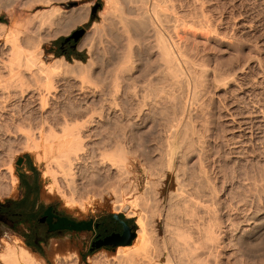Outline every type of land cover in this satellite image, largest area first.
Here are the masks:
<instances>
[{
    "label": "rangeland",
    "instance_id": "obj_1",
    "mask_svg": "<svg viewBox=\"0 0 264 264\" xmlns=\"http://www.w3.org/2000/svg\"><path fill=\"white\" fill-rule=\"evenodd\" d=\"M30 1L34 3L33 8H31ZM33 1L34 0H0V15L4 16L5 22L0 23L5 27H14L20 23L24 24V22L34 15L36 11L55 8L56 11L62 12L58 15L60 17H57L56 14H58V12H55L56 20L53 18V22L49 23L48 27L46 26L41 33L42 39L40 41L42 42L40 44L41 50L39 51L41 53L39 55L41 56L43 64H45L47 69L52 73V77L49 79L51 87L49 83L45 84L41 77L30 75L26 70L23 71L24 74L22 73V78L20 77V79H17L19 78L17 77V81L14 80L15 78L10 75L6 67L4 68L3 63L4 61L8 63V60L11 58H8L11 54L10 48L3 46L4 42L0 41V43H2V45L0 44V83L4 84L5 82V85H12V88L10 87V96H7L8 94L5 93V91H0V253H4L7 245H13L14 247L23 245L35 254L41 260L42 264H86L89 255L102 250L107 251L109 255H115L119 247L117 249L98 248L89 254L87 253L90 250H87L83 256H81L79 251L81 248L87 247L89 231L80 233L56 232L45 236L37 244H35L31 238L28 239L27 230L29 227L19 226L18 220L26 218L28 221L30 219V212L34 209L35 205L38 202H45L52 203L54 209L59 212L80 219L92 218L97 220L108 217L110 213H123L126 217L133 219L135 223V237L130 241V246L134 244V240L137 238L136 231L139 228L137 224L140 220L139 218L142 217L144 222L142 219V221H140L146 225L149 223L150 226L148 225L147 228L149 230L152 229L150 234L153 233V237L149 234V237L151 236L150 239H154H151L153 245L150 244L149 241V247H147L150 248L151 245V247H153L154 241L156 243L155 246L157 245V247L160 248L164 246V242L168 247L171 246L169 249L172 251L169 250L167 253L162 251L159 254L158 252L155 253V256L158 254L155 259L160 263H165V258L168 256L174 261H171V264L179 263V255L181 256V251H179L181 250L180 242H184L185 240L190 243L192 242L195 250L197 249L196 244L198 245L200 242L199 244H201L204 249H206V246L209 251L208 254L207 250H203L205 253L200 251L201 253L199 254L202 255L200 257L197 256L199 259L196 258V262L194 261L195 259H188L190 257L192 258L191 252L187 254L188 256L182 255L185 256L184 261H188H186V263L194 264L193 262L197 263L200 261L198 264H205L206 262V264H264V124H262L264 122L259 120L264 114V75L262 73L264 66L262 68V65H260V61L264 62V0H200L204 3L201 5L197 2L195 3V0L192 2L191 0H176L178 3V11L181 16H185L187 11L189 13L187 15L191 16H193L192 13L195 11L198 14L205 13L206 15H204L208 18V22L210 21V25H212L207 35L205 30L192 28L197 34H200L201 31V34L197 35L196 38L197 46L201 52L200 54H208L209 61L212 65L217 63L230 65L242 60L244 61L243 64L247 62V67L245 70H242L239 76L235 77L231 83H221L218 86H214L211 89L209 97H204L205 99L202 98L203 100L201 99L198 101V103H196L197 105L195 104L194 106L195 108H193L194 110L192 109L193 111L190 108L194 114L190 113L191 111L188 107L192 106L188 103L184 120L181 121L182 124L180 123L177 126L178 130L176 127L173 131L167 130L170 129L169 118L172 119L174 116L180 117L182 114L179 113V115H175L174 113L173 103L175 102L172 98V91H174V89L169 85L167 74L163 72L161 73L160 79H154L148 95L145 98L142 97L144 91L143 84L140 81V75H142L141 71L145 70L144 68H147L151 63L150 61L154 60L155 57L153 58L154 53L152 54V52L154 51V44H156V34L153 32L155 22L154 20L150 21L152 19L147 17L145 13L146 10L143 9L144 5L142 0H117L116 2H113V0H53L52 7H46L39 2V4L35 3L38 0L35 2ZM111 1L112 3H110ZM23 2H25L24 4L28 2L30 4L29 7L27 6L28 4L25 6ZM180 3L183 7L182 5L179 7ZM186 4L188 6H186ZM87 10L88 17L82 20L80 16L84 14V12L86 13ZM13 13L14 17H11ZM187 15L185 18L190 17H187ZM120 17L124 19L123 21H126L123 23H126L128 25L125 24L127 27L123 26ZM37 21L39 20H34V22ZM169 22L170 21H166L165 23L164 21L162 25L164 24L165 26L171 27L173 22ZM37 24H39V22L33 24L32 28ZM84 25L86 26L85 33L76 44L78 50H83L84 58L80 59L71 55V57L67 59L63 54H61L62 56H56L54 51L55 45H53L51 41L62 35L67 36L75 28L80 26L83 27ZM127 28H129L130 32ZM167 28L168 27L163 28V31L168 37L172 35L168 32L174 31H171L173 28H169L170 30ZM128 35H131V46H133L129 54V56L131 55L129 57L130 60L125 58L126 52L123 54L126 37ZM90 49L92 51H90ZM257 57L260 59H258L259 63H257ZM131 58L133 59L131 60ZM88 62L93 63L90 65ZM79 64L83 66L81 67ZM120 64L123 66L122 70ZM84 65L87 66L82 69L85 67ZM85 69L88 70L86 71ZM117 72L121 73L117 74ZM111 73H116L117 76L120 75L119 81L116 79V74ZM138 74H140L139 78L136 76ZM130 75L131 77L136 76V79H138V98L135 102L132 99L133 89H130V87H132L129 82L131 80ZM113 76L114 79H112ZM127 77L128 79L130 78V80H127ZM10 80L14 86L8 83ZM18 81L19 83L21 82L23 87L21 85L20 87L22 89H18ZM40 83L42 85H40ZM116 84H118V86ZM127 85L130 87H127ZM114 87H116L117 90ZM84 100H86V103ZM131 100L134 103L130 102ZM171 102L172 104H170ZM178 104L179 101L176 103L175 107H177ZM170 105H172V107ZM196 106L198 108H196ZM179 107L178 105L177 112L180 110ZM211 107L213 110L212 112L209 111ZM259 111H263V113H258ZM90 113H92L91 116L95 115L94 117L98 121L103 119L100 121L105 123L102 131H104L103 133L106 136L110 137L106 143L100 146H98L93 139H90L91 141L85 140L86 144L78 149L76 153L74 151L75 155L72 153L73 150L70 151V154L76 157V159H78L77 156H80V167L81 155L84 157L86 156L85 163L87 162L86 164L88 166H86L83 171L80 169L81 172L78 171L79 173L77 172L75 177V181L77 180L76 183L79 181L81 184L84 183L81 185L79 191L71 193L70 188L66 186L67 184L58 181L62 189L61 192L65 193V196H70L72 194L71 197H74L76 202H80V206L78 203H75L74 207H68V205L64 203L62 194H59V191L56 192L57 187H55L54 184L51 188V194L50 191L47 190L49 186H46V183H52L53 178L50 174H43V171L49 167L47 158L43 156L44 151L42 150H44V146L42 148L40 145L36 148L35 146L37 144L33 146L31 144H34L36 141L42 143L43 138L50 135L51 132L60 134L62 128L65 126L64 123L66 120V122H69L71 125H78L79 127L76 126V128L81 131V123L85 120L84 116L85 114L88 116ZM195 113L197 115H195ZM192 115L196 117L191 118ZM107 117H109V119H107ZM189 119H191L192 122L195 120L192 123H195L194 127L191 126L192 124ZM189 121L191 130L190 128H184ZM166 123L169 125L166 126ZM164 124L166 125L164 126ZM166 127L167 131L165 130ZM184 131H186V133H184ZM187 131L188 133L192 131L190 138ZM170 132H172L174 136L171 142L167 140V138H169L168 135H171ZM194 132L195 134H193ZM162 134L164 138H162ZM50 136L52 137L53 134ZM165 136L167 137L165 138ZM32 140L36 141L33 143ZM188 141L192 143V147L190 146L191 143ZM188 143H190L189 146ZM186 146L187 148H185ZM97 147H99V150ZM184 148L188 150H183ZM190 148H192V150L194 148L195 150L190 151ZM203 150L204 152L201 153ZM161 151L163 153H161ZM183 151L190 153L186 155ZM101 152L112 154V156L115 154L113 158L116 157V164L111 161H105L103 163L105 165H102L111 168V172L114 174H111L112 177L107 174L106 170L104 171L103 168L101 169L102 166L97 161L100 158L98 153L100 154ZM117 152L120 153L119 157L117 156ZM205 152H207L208 155ZM175 153H177V155ZM200 153L204 156L207 155L206 161L209 158V162L207 161L209 167H207L209 168L208 174L210 179H208V181L205 177L202 178L198 175V166H200L199 158L201 157L199 156L201 155ZM124 154L126 157L128 156L127 160H129L127 161L129 167L125 165L126 169H129L128 171L125 170V167H123L124 165H121V161H118V158L120 159V156ZM179 154L186 156L183 157L185 158V162L181 159L183 163L182 166L188 168L190 171V173H188L189 171L186 169V173H188L185 177L186 185L178 186H184L181 187L183 189L176 188L178 184L176 185L177 182H175L176 173L174 169L180 166L178 165L180 162L177 159ZM96 156H98V158ZM168 157H173V161H170ZM93 160L96 161L94 162ZM74 161L78 162L79 160ZM34 162H36V164ZM106 163H108L109 166L108 164L106 165ZM10 165H12L11 168L14 166L12 168L13 173L10 171ZM50 165V168L56 169L54 164V166L52 163ZM111 165H115V169H124L121 170L124 176L118 177L121 174H116L115 169H113L114 166L112 167ZM85 169H88V172H85ZM193 170L194 172H192ZM83 172L86 174L85 176H83ZM14 175L17 180H15V182L12 179ZM77 177L78 179H76ZM86 177L89 179H86ZM191 177H195V179ZM187 179H190L192 182L190 180V182L187 181ZM202 179H204L203 182ZM197 180L199 182L201 181V185L198 184L199 182ZM204 182H207V186ZM86 184H90V186H85ZM91 184L95 185V187L92 186V188ZM198 185H200V188L203 190L202 193ZM184 191H187L186 193L189 196L190 194H188V192H193L194 199L192 196L189 198H192V203H198L195 205L189 203L191 206L188 205L189 208L187 207L186 209L181 204L178 197L180 195L179 193L184 194ZM46 192L49 193L46 194ZM81 205L84 207L83 209ZM193 208L195 209L194 211ZM183 209H185L184 211L186 212L188 209H191L188 210V212L191 211V214H188V212L184 213ZM166 213L168 215H165ZM45 214L47 213L43 212L42 215ZM203 214H205L204 217H202ZM47 215L46 221H49L51 216L49 214ZM164 216L169 220H166ZM182 217L187 219H181ZM189 217L191 218L190 220ZM137 220L138 222H136ZM187 220L191 222L189 223ZM203 222H206V225ZM186 223L191 225L189 228L191 227L190 229H192L194 234L189 232L191 230L187 228L188 225ZM179 224H186V226H184V228L182 225V228ZM207 224L210 225L209 229H212L208 232L210 233L209 236H212L210 237L211 240L214 238L212 242L208 240L209 236L207 239L206 237H202L206 236L204 235L206 234V230L209 231V225L207 226ZM204 225L206 227H204ZM165 226L166 228H164ZM179 228H182V230L184 229L185 236L184 234L182 235L183 232ZM200 228L203 229L199 230ZM204 229L205 231H203ZM171 230L172 232H170ZM166 231L167 233H165ZM173 231L176 233L174 234ZM177 231L179 234H177ZM187 232L189 234L191 233L192 235L190 234V236L192 237H190ZM171 235L178 239L174 237L173 239ZM185 237H188V240ZM193 237H195V239ZM207 240L209 242H207ZM176 241L180 242L177 243ZM202 241H204V243H201ZM183 242L181 243L182 245ZM205 242L211 243V245L205 244ZM55 243L59 245H55ZM171 243L174 245L172 246ZM176 243L177 246H175ZM201 245H199V247L197 246L199 250L203 249L202 247V249H200ZM172 247H174V249ZM199 250L197 249L195 255L198 254ZM177 251H179V253H177ZM69 252H71L72 255L77 252L79 258L74 255L72 256ZM169 252L171 256L168 255ZM166 254L167 257H165ZM204 254L206 257L203 256ZM176 255L178 256V260H175V258L177 259ZM1 257L0 255V258ZM122 257L123 256H120V258ZM105 258L100 256L98 260H105ZM1 259L0 263L6 264L5 260L3 261V259ZM123 259L125 260L126 258ZM123 259H111L105 263L102 262V264H128V260L125 262ZM203 260H206V262Z\"/></svg>",
    "mask_w": 264,
    "mask_h": 264
},
{
    "label": "bare ground",
    "instance_id": "obj_2",
    "mask_svg": "<svg viewBox=\"0 0 264 264\" xmlns=\"http://www.w3.org/2000/svg\"><path fill=\"white\" fill-rule=\"evenodd\" d=\"M36 0H34L33 2H35ZM52 1L53 0H38L37 2H35V3H41V4H43L44 6H48V7H52ZM110 1V0H109ZM117 0H113V2H116ZM143 1V5H144V7H143V9L144 10H146L145 11V13L147 14V17H149L150 19H152V20H150V21H153L154 20V22H155V24H154V30H153V32H155V34H156V44H154V51L153 50H151V51H153L152 52V54L154 53V55H153V58H154V60H152V61H150L151 63L147 66V68H144L145 70H143V71H141V74L142 75H140V74H138V75H136V76H138V78H139V75H140V81H141V83L143 84L142 86H143V91H144V94H143V98H145L147 95H148V93H149V89H150V86H151V84H152V81L155 79H160V77H161V73H166L167 75V79L169 80V85L171 86V88H173L174 89V91H172V93H173V99H174V102L175 103H173L174 104V106H173V108H174V113H175V115H179V113L180 114H182V116H174L172 119L171 118H169L168 120L170 121V125L168 124V123H166V124H164V126L166 125V126H170V129H167V127L165 128V130L167 129V130H175L176 129V127L181 123V121L182 120H184V117H185V113H186V107H187V105H188V103L192 106V107H188L189 108V110H190V108H191V110L193 109V108H195L194 106H195V104L196 103H198V101H200L202 98L203 99H205L207 96L209 97V95L211 94V89L214 87V86H218L219 84H229V83H231V81L235 78V77H237V76H239V74L242 72V70H245L246 69V67H247V62H245L244 64H243V62L244 61H242V60H239V61H237L236 63H234V64H230V65H226V64H222V63H217V64H211L210 63V61H209V58H208V54H200L201 52H200V49L198 48V46H197V35H200L201 34V29L204 31L205 30V33H206V35H207V33H208V30H211V26L212 25H210V21L208 22V18L202 13V14H198L196 11L195 12H193L192 13V15L193 16H191V15H187V14H189L188 13V11H187V13H186V15H187V17L188 16H190V17H188V18H185V16H181L180 14H179V11H178V6H177V2H176V0H142ZM189 1V0H188ZM193 0H191V2H192ZM199 3L200 5L201 4H204L203 2H201L200 0H195V3ZM25 2H23V4H24ZM30 3H31V1H30ZM38 3V4H39ZM110 3H112V1L110 2ZM132 3V2H131ZM206 3V2H205ZM26 4H28L27 6L29 7V3L27 2ZM26 4H24L25 6H26ZM34 3H31V8H33V5ZM120 4V3H119ZM135 4V3H134ZM185 4V3H184ZM192 4V3H191ZM23 5V6H24ZM125 5V4H124ZM133 5V4H132ZM180 6L179 7H181V3L179 4ZM206 5V4H205ZM22 6V7H23ZM24 6V7H25ZM107 6H108V4H107ZM113 6V5H112ZM131 6V5H130ZM134 6V5H133ZM138 6V5H137ZM185 6V5H184ZM186 6H188L187 4H186ZM192 6H193V4H192ZM23 7V8H24ZM27 7V8H28ZM54 7V6H53ZM182 7H183V5H182ZM206 7V6H205ZM204 7V8H205ZM30 8V9H31ZM122 8V7H121ZM136 8V7H135ZM185 8V7H184ZM197 8V7H196ZM25 9V8H24ZM29 9V8H28ZM126 9V8H125ZM129 9V8H128ZM138 9V8H137ZM180 9H183V8H180ZM186 9H188V8H186ZM185 9V10H186ZM203 9V8H202ZM88 10H89V8H88ZM88 10H87V12L85 13L84 12V14H82L80 17H82V20H85L88 16ZM135 10V9H134ZM144 10H143V12H144ZM191 10V9H190ZM206 10V9H205ZM86 11V10H85ZM110 11V10H109ZM124 11V10H123ZM183 11V10H182ZM181 11V12H182ZM55 12H58V10L56 11V9L55 8H49V9H44V10H41V11H36L35 12V14L34 15H32L30 18H28L25 22H24V24L23 23H20V24H17V25H15L14 27H5V26H2L3 24H1L0 23V41H3L4 43H3V46H5V47H8V48H10L9 50H10V52H11V54H10V56H8V58L9 57H11L10 58V60H8V63L7 62H3L4 63V68L6 67L7 69H8V71H9V73H10V75L11 76H13L14 78V80H16L17 81V79H20V77H21V75H22V73H23V71L24 70H26V71H28L29 73H30V75L32 74V75H35V76H38V77H41L42 78V80H44V83L45 84H47V83H49V79H50V77H52V73L47 69V66L45 65V64H43V62H42V60H41V56L39 55L41 52L39 51V50H41L40 49V44H41V42L42 41H40L41 39H42V37H41V33H42V30L47 26L48 27V24L49 23H52L53 21V18H54V20H56L55 19V16L57 15V17H60V16H58V15H60L59 13H62V12H58V14H56ZM113 12V11H112ZM111 12V13H112ZM118 12V11H117ZM129 12V11H128ZM205 12V11H204ZM56 15H55V14ZM144 13V14H145ZM105 14V13H104ZM145 14V15H146ZM12 16L11 17H14V13L13 14H11ZM53 15H54V17H53ZM108 15H109V13H108ZM107 15V16H108ZM122 15V14H121ZM135 15V14H134ZM117 16V15H116ZM127 17V16H126ZM211 17V16H210ZM125 18V17H124ZM134 18V17H133ZM36 19L37 20H39V21H37V22H39V24H37L36 26L34 25L33 27L34 28H32V25L33 24H36L37 22H34V20L36 21ZM58 19V18H57ZM130 19V18H129ZM137 19H138V17H137ZM120 20H121V22H122V24H123V26L125 27L126 25L123 23V22H126V21H123L124 19L123 18H121L120 17ZM126 20V19H125ZM211 20V19H210ZM107 21V20H106ZM127 21H129V20H127ZM142 21V20H141ZM145 21V20H144ZM164 21H165V23H166V21H172L173 22V25L171 26V27H169V26H165L164 24L162 25V23H164ZM55 22V21H54ZM169 22V23H170ZM33 23V24H32ZM113 23V22H112ZM143 23V22H142ZM153 23V22H152ZM212 23H213V20H212ZM32 24V25H31ZM129 24H130V22H129ZM146 24V23H145ZM24 25V26H23ZM31 25V26H30ZM51 25V24H50ZM148 25V24H147ZM171 25V24H170ZM22 26V27H21ZM115 26V25H114ZM128 26V25H127ZM126 26V27H127ZM130 26V25H129ZM135 26V25H134ZM164 26V27H163ZM116 27V26H115ZM131 27V26H130ZM152 27H153V24H152ZM166 27H168L167 29H171V28H173V29H171V31L173 30L174 32H168V33H171L172 35H169L168 37L164 34V29L163 28H166ZM189 27V28H188ZM149 28V27H148ZM191 28V29H190ZM192 28H194V29H196V28H199L200 30V34H197L196 32H195V30H193ZM128 29V31L130 32V30H129V28H127ZM126 29V30H127ZM131 29V28H130ZM138 29V28H137ZM153 29V28H152ZM169 29V30H170ZM218 29V28H217ZM216 30V29H215ZM217 31V30H216ZM216 31H214V32H216ZM105 32V31H104ZM123 32V31H122ZM126 32V31H125ZM133 32V31H132ZM151 32V31H150ZM166 33V32H165ZM174 33V34H173ZM203 33V32H202ZM204 33V34H205ZM218 33V32H217ZM88 34H89V32H88ZM167 34V33H166ZM219 34V33H218ZM87 35V34H86ZM152 35V34H151ZM203 35V34H202ZM206 35H204V36H206ZM136 36H138V35H136ZM219 36V35H218ZM41 37V38H40ZM87 37V36H86ZM199 37V36H198ZM131 38V35L129 36H127L126 37V42H125V47H124V53L123 54H125V52H126V54H125V58H127V59H129L130 60V56H129V54H130V52H131V47H133V46H131V40L132 39H130ZM206 38V37H205ZM134 40V39H133ZM37 41V42H36ZM93 41V40H92ZM154 43V42H153ZM1 45H2V43H0ZM149 45V44H148ZM93 46V45H92ZM90 48V47H89ZM152 48H153V45H152ZM151 48V49H152ZM90 51H92L91 49H90ZM88 54L90 55V52L88 51ZM134 54V53H133ZM124 56V55H123ZM133 56V55H132ZM91 58V57H90ZM89 58V59H90ZM124 58V57H123ZM152 58V59H153ZM247 58V57H246ZM121 59H122V56H121ZM133 58H131V60H132ZM259 58L257 57V63H259V60H258ZM90 60H92V59H90ZM123 60V59H122ZM262 60V59H261ZM121 61V60H120ZM127 61V60H126ZM125 61V62H126ZM254 61V60H253ZM256 61V60H255ZM91 62V61H90ZM124 62V63H125ZM80 63V62H79ZM93 63V62H92ZM92 63H89L88 62V64H92ZM121 63H123V62H121ZM127 63H129V62H127ZM87 64V65H88ZM81 67L83 66L82 64H79ZM87 65H84L85 67H83L82 69H84V68H86V66ZM89 65V66H90ZM119 65V64H118ZM121 65V64H120ZM124 65V64H123ZM135 65V64H134ZM259 65V64H258ZM260 65H262V68H263V66H264V62H262V61H260ZM259 65V66H260ZM95 66V65H94ZM93 67V66H92ZM122 65H121V70H122ZM127 67V66H126ZM131 67V66H130ZM129 67V68H130ZM117 68H118V66H117ZM128 68V67H127ZM81 69V68H80ZM119 70H120V68H118ZM126 69V68H125ZM248 69V68H247ZM260 69V68H259ZM86 71L88 70V69H85ZM84 70V71H85ZM117 70V69H116ZM82 71V70H81ZM118 71V70H117ZM123 71H125V70H123ZM89 72V71H88ZM127 72V71H126ZM118 73H121V72H117V74ZM131 73V72H130ZM260 73H261V71H260ZM262 73H263V75H264V70L262 71ZM261 73V74H262ZM24 74V73H23ZM85 74H86V72H85ZM108 74V73H107ZM111 74H116V73H111ZM117 74H116V79H118V81H119V76H117ZM124 74V73H123ZM29 75V74H28ZM82 75V74H81ZM134 75V74H133ZM164 75V74H163ZM10 76V77H11ZM23 76V75H22ZM111 76V75H110ZM136 76L134 77V76H132L131 77V75H130V78H131V80H130V78L128 79V77H127V80H130L129 82H130V84H131V86L132 87H130V86H128L127 85V87H130V89L132 88L133 90V94H132V96H133V101L135 102V100L138 98L137 96V81H138V79H136ZM17 77H19V78H17ZM24 77H25V75H24ZM33 77V76H32ZM118 77V78H117ZM8 78V77H7ZM17 78V79H16ZM22 78V77H21ZM10 79V78H9ZM13 79H12V81H13ZM112 79H114V76H113V78ZM121 79H122V75H121ZM164 79H165V77H164ZM41 80V79H40ZM124 80V79H123ZM126 80V81H127ZM236 80V79H235ZM22 81V80H21ZM37 81V80H36ZM39 81V80H38ZM111 81V80H110ZM118 81H117V83H118ZM125 81V82H126ZM1 82V81H0ZM43 82V81H42ZM51 82V81H50ZM113 82H114V80H113ZM123 82V81H122ZM9 84L11 83V80H10V82H8ZM14 83H16V82H14ZM43 83V85H44V87H45V84ZM116 83V82H115ZM7 84V83H6ZM11 84H13V83H11ZM10 84V85H11ZM18 84H19V87H18V89L19 88H21L20 87V85H21V82L19 83V81H18ZM24 84V83H23ZM28 84V83H27ZM129 84V85H130ZM26 85V84H25ZM40 85H42L41 83H40ZM95 85V84H94ZM117 86H118V84H116ZM13 86H14V84H13ZM22 86V85H21ZM35 86V85H34ZM49 86L51 87V85H50V83H49ZM113 86H115V85H113ZM227 86V85H226ZM10 87L12 88V85L11 86H9V85H5V82H4V84H2V83H0V91H5V93H7L8 95L7 96H10V93H11V89H10ZM23 87V86H22ZM27 87V86H26ZM46 87H47V85H46ZM244 87V86H243ZM16 88V87H15ZM28 88V87H27ZM114 88H116V87H114ZM14 89V88H13ZM22 89V88H21ZM20 89V90H21ZM96 89V88H95ZM120 89V88H119ZM130 89H129V92H130ZM26 90V89H25ZM109 90V89H108ZM110 90H112V89H110ZM113 90H115V89H113ZM116 90H117V88H116ZM152 90V89H151ZM150 90V91H151ZM16 91V90H15ZM22 91V90H21ZM48 91H49V89H48ZM132 91H131V93H132ZM142 91V92H143ZM14 92V91H13ZM20 92V91H19ZM18 92V93H19ZM102 92V91H101ZM116 92V91H115ZM120 92V91H119ZM141 92V93H142ZM3 93V92H2ZM23 93H24V91H23ZM23 93H21V94H23ZM113 93V92H112ZM130 93V94H131ZM165 93V92H164ZM162 94V93H161ZM30 95V94H29ZM41 95V94H40ZM116 95V94H115ZM142 95V94H141ZM16 96V95H15ZM32 96V95H31ZM131 96V97H132ZM12 97V96H11ZM42 97V96H41ZM151 97V96H150ZM205 97V98H204ZM211 97V96H210ZM44 99V98H43ZM173 99H172V101H173ZM202 99V100H203ZM208 99V98H207ZM86 100H88V99H86ZM86 100H84V102L86 101ZM116 100V99H115ZM151 100V99H150ZM149 100V101H150ZM176 100V101H175ZM211 100V99H210ZM179 101V112H177V107H178V105H177V107H175V105H176V103ZM45 102V101H44ZM130 102H132V100L130 101ZM134 102H132V103H134ZM144 102V101H143ZM207 102V101H206ZM86 103V102H85ZM149 104V103H148ZM170 104H172V102L170 103ZM47 105V104H46ZM197 105V104H196ZM117 106V105H116ZM171 107H172V105H170ZM43 107V106H42ZM196 108H198L197 106H196ZM120 109V108H119ZM112 110V109H111ZM190 110V111H191ZM194 110V109H193ZM192 110V111H193ZM203 110H204V108H203ZM263 110V109H262ZM192 111L190 112V113H192ZM198 111V110H197ZM210 112H212L213 110H212V107H211V109L209 110ZM86 112V111H85ZM94 112V111H93ZM262 113H263V111H261ZM260 111L258 112V113H261ZM190 113H189V115H190ZM91 114L92 113H90V115H88V116H86V114H85V120L81 123V128L82 129H80L81 131H79V129L78 128H76V126H78V125H74V124H70L69 122H66L65 121V123H64V127L62 128V131L60 132V134L59 133H50V135H52L53 134V136L51 137L50 135H47V136H45V138H43V141H42V143L41 142H37L36 140V142L35 141H33V143L34 144H31L32 146L33 145H36L35 147L37 148L38 146H40V147H42L43 148V146H44V150H42V151H44L43 152V156H45L46 158H47V162H48V165H49V167H47L46 168V170H44L43 171V174H50L51 175V177L53 178V181H52V183H46V186H49L48 187V191H50V194H51V192H52V186H53V184L55 185V187H57L56 188V192H58L59 191V194H62V196L64 197V203H65V205H68V207L70 206V207H74L75 206V203H78V202H76V200L74 199V197H71V195L70 196H65V193H62L61 192V188H60V186H59V183H58V181L61 183V182H64V184H67L66 186H68V188H70V192L71 193H75V192H77V191H79L80 190V188H81V185L82 184H84V183H82L81 184V182L79 181V182H77L76 183V181H75V177H76V175H77V172L79 171V172H81V171H83V169L86 167V166H88L86 163H85V157L83 156V155H81V167H80V156H77V158L78 159H76V157H73L71 154H70V151H72L73 150V152L72 153H74V151H75V153H76V151H78V149H80V148H82L83 147V145L84 144H86L85 142V140H92L93 139V141L98 145V146H100L101 144H104V143H106L108 140H109V137L110 136H106L103 132L104 131H102V128L105 126V123L102 121V122H100L101 120H103V119H101L100 121H98L97 119H95V115L94 116H91ZM99 114V113H98ZM155 114V113H154ZM192 114H194V113H192ZM82 115H83V113H82ZM81 115V116H82ZM195 115H197L196 113H195ZM257 115V114H256ZM261 115V114H260ZM157 116V115H156ZM255 116V115H254ZM2 117V116H1ZM27 117V116H26ZM83 117V118H84ZM170 117H171V114H170ZM190 117V116H189ZM194 117H196V116H194ZM193 117V115H192V117L191 118H194ZM259 118V117H258ZM257 118V119H258ZM12 119V118H11ZM107 119H109V117H107ZM188 119V118H187ZM190 121H191V119H189ZM198 120H200V119H198ZM261 122H264V114H263V116H261L260 117V119H259ZM258 120V121H259ZM187 121V120H186ZM190 121H189V123L187 122H185L186 123V127H184V128H190V130H191V126H193L194 127V124H192L193 122L191 121V124H190ZM160 123V122H159ZM182 124V123H181ZM262 124H264V123H262ZM189 125H191L190 127H189ZM79 127V126H78ZM192 127V128H193ZM169 128V127H168ZM181 128V127H180ZM183 128V127H182ZM184 128H183V130H184ZM187 129V130H188ZM166 130V131H167ZM177 130H178V127H177ZM186 130V129H185ZM193 130V129H192ZM54 131V130H53ZM165 131V132H166ZM193 131H195V130H193ZM56 132V131H55ZM175 132V131H174ZM177 132V131H176ZM192 132V131H191ZM191 132L190 133H188V131H187V133L189 134L188 136H189V138H190V134H191ZM171 133V135H168V137L169 138H167V140L169 141V142H171L172 141V137H174L173 136V134H172V132H170ZM184 133H186V131H184ZM44 134V133H43ZM49 134V133H48ZM169 134V133H168ZM193 134H195V132L193 133ZM163 135V134H162ZM176 135V134H175ZM187 135V134H186ZM42 136V135H41ZM44 137V136H43ZM167 136H165V138H166ZM187 137V136H186ZM162 138H164V135L162 136ZM170 138H171V140H170ZM188 138V137H187ZM186 138V139H187ZM192 138V137H191ZM41 139V138H40ZM39 139V140H40ZM38 140V141H39ZM90 140V141H91ZM178 140V139H177ZM187 140H189V139H187ZM167 141V142H168ZM191 141H192V139H191ZM169 142H168V145H169ZM188 142H190V141H188ZM88 143V142H87ZM94 143V144H95ZM191 143V142H190ZM190 143H188V146L190 145ZM95 144V145H96ZM167 144V143H166ZM197 144H199V143H197ZM30 145V146H31ZM29 146V145H28ZM191 147H192V143H191V145H190ZM170 147V146H169ZM201 147V146H200ZM26 148V147H25ZM98 148V150H99V147H97ZM106 148V147H105ZM119 148V147H118ZM117 148V149H118ZM173 148V147H172ZM185 148H187V146L185 147ZM183 149V150H188L189 149V147H188V149ZM204 148V147H203ZM27 149V148H26ZM25 149V150H26ZM30 149H31V147H30ZM117 149H116V151H117ZM167 149H168V146H167ZM180 149H182V148H180ZM120 150H122V149H120ZM120 150H118V151H120ZM174 150V149H173ZM193 150H195L194 148H193ZM192 150V148H190V151H193ZM105 151V150H104ZM115 151V152H116ZM169 151V150H168ZM176 151V150H175ZM200 151V150H199ZM199 151H197V152H199ZM100 152V151H99ZM114 152V151H113ZM121 152H123V151H121ZM182 152V151H181ZM183 152H185L186 153V151H183ZM204 152V150L201 152V153H203ZM75 153H74V155H75ZM111 153V152H110ZM118 153V157H119V152H117ZM161 153H163L162 151H161ZM160 153V154H161ZM178 153V152H177ZM177 153H175L176 155H177ZM188 153H190V152H188ZM188 153H186V155L188 154ZM200 153V154H201ZM206 154H207V152H205ZM164 154H165V152H164ZM171 154V153H170ZM173 154V153H172ZM181 154H184V153H181ZM199 154V153H198ZM197 154V155H198ZM69 155H71V156H69ZM85 155V154H84ZM98 155H100V158L97 160L98 162H99V164L102 166V165H105V164H103L105 161H111V162H114V164H116L115 162H117L116 161V157H114L113 158V156L115 155H113L112 156V154H105V153H103V152H101L100 154L98 153ZM125 155V154H124ZM124 155H121L120 156V159L118 158V161L120 160L121 161V165L123 166V167H125V170H127L126 169V166L125 165H127L128 163H127V161H129V160H127V157H126V155L124 156ZM166 155H167V153H166ZM208 155V154H207ZM207 155H199V156H201L200 158H199V165L200 166H198L199 167V171H198V175H200L199 177H205L206 179H207V181H208V179H210L209 178V166H208V162H209V158H208V162L206 161V158H207ZM170 156H172V155H170ZM185 156V155H184ZM184 156H182V155H178V161L180 162L178 165H180V166H177V164H176V169H174L175 170V173H176V181L175 182H177L176 183V185H177V187L176 188H181V187H184V186H181V187H178V186H180V185H186L185 184V180H186V176H187V174L188 173H190V171H189V169L188 168H186V167H183L182 165H183V163H182V160L185 162V158H183ZM198 156V157H199ZM204 156V157H203ZM97 158H98V156H96ZM175 157V156H174ZM180 157V158H179ZM186 157V156H185ZM44 158V157H43ZM176 158V157H175ZM174 158V159H175ZM45 159V158H44ZM167 159V158H166ZM168 159H170V161H173L172 159H173V157H168ZM176 159V160H177ZM182 159V160H181ZM205 159V160H204ZM74 160H79L78 162H76V161H74ZM181 160V161H180ZM88 161V160H87ZM94 161V160H93ZM96 161V160H95ZM94 161V162H95ZM177 161V162H178ZM93 162V163H94ZM97 162V163H98ZM167 162H168V160H167ZM52 163V165L54 166V167H56V169H52V168H50L51 167V164ZM90 163H92V162H90ZM108 163H110V162H108ZM108 163H106V165L108 164ZM169 163V162H168ZM168 163H167V166H168ZM198 163V162H197ZM12 164V163H11ZM113 164V163H112ZM118 164V163H117ZM119 164V165H120ZM13 165V164H12ZM12 165H10V168H11V166ZM94 165V164H93ZM129 165V164H128ZM127 165V166H128ZM173 165V164H172ZM175 165V164H174ZM187 165V164H186ZM185 165V166H186ZM210 165V164H209ZM9 166V165H8ZM52 166V167H53ZM95 166V165H94ZM97 166V165H96ZM100 166V167H101ZM108 166H109V164H108ZM112 167L114 166V168L113 169H115V165H111ZM117 166V165H116ZM170 166V165H169ZM208 166V167H207ZM14 167V166H13ZM12 167V168H13ZM89 167H91V166H89ZM93 167V166H92ZM99 167V166H98ZM97 167V168H98ZM118 167H120V166H118ZM129 167V166H128ZM10 168H9V170H10ZM11 168V170L10 171H12V173H13V169ZM104 169V171L106 170V172H107V174H109V175H111V174H113V172H111V168L110 167H107V166H102L101 167V169ZM80 169H81V171H80ZM186 169H188V173H186ZM197 169V168H196ZM88 169H85V172H88L87 171ZM100 170V169H99ZM121 170H124V169H115V171H116V174H121V175H119L118 177H120V176H122L123 175V173H121V172H123V171H121ZM129 170V169H128ZM127 170V171H128ZM146 170V169H145ZM171 170V169H170ZM198 170V169H197ZM91 171V170H90ZM101 171V170H100ZM103 171V172H104ZM126 171V172H127ZM151 171V170H150ZM157 171V170H156ZM172 171V170H171ZM196 171V170H195ZM9 172V171H8ZM78 172V173H79ZM118 172V173H117ZM125 172V173H126ZM160 172H162V171H160ZM192 172H194V170L192 171ZM197 172V171H196ZM95 173V172H94ZM99 173V172H98ZM97 173V174H98ZM83 174V176H85L86 174L83 172L82 173ZM92 174V173H91ZM96 174V175H97ZM104 174H105V172H104ZM115 174V175H116ZM154 174V173H153ZM196 174V173H195ZM114 175V174H113ZM11 176V175H10ZM45 176V175H44ZM90 176V175H89ZM117 176V175H116ZM124 176V175H123ZM159 176V175H158ZM13 177V178H12ZM11 178L13 179V181L15 182V180H16V176L14 175V176H12ZM47 177V176H46ZM50 177V176H49ZM80 177V176H79ZM91 177V176H90ZM111 177H112V175H111ZM152 177H153V175H152ZM157 177V176H156ZM190 177V176H189ZM189 177H187V178H189ZM192 177H193V175H192ZM191 177V178H192ZM44 178V177H43ZM82 178V177H81ZM100 178V177H99ZM166 178V177H165ZM204 178V179H205ZM50 179V178H49ZM76 179H78V177L76 178ZM86 179H89V178H87L86 177ZM122 179V178H121ZM163 179V178H162ZM174 179H175V177H174ZM192 179H195V177L194 178H192ZM197 179V178H196ZM204 179H202V182L204 181ZM206 179H205V181H206ZM80 180V179H79ZM99 180V179H98ZM97 180V181H98ZM120 180V179H119ZM161 180V179H160ZM190 180V179H189ZM188 179H187V181H189ZM199 180H201V179H199ZM17 181V180H16ZM75 181V182H74ZM96 181V182H97ZM104 181V180H103ZM191 181V180H190ZM189 181V182H190ZM198 181V180H197ZM48 182V181H47ZM86 182V181H85ZM189 182H187V183H189ZM192 182V181H191ZM199 182V181H198ZM201 182V181H200ZM200 182L198 183V184H200ZM210 182V181H209ZM12 183V182H11ZM89 183V182H88ZM148 183L150 184V182H149V180H148ZM204 183H206V186H207V182H204ZM96 184V183H95ZM105 184V183H104ZM117 184V183H116ZM118 185V184H117ZM117 185H116V187H117ZM148 185V184H147ZM146 185V186H147ZM201 185V184H200ZM200 185H198L199 186V188H200ZM202 185H204V184H202ZM85 186H90V184L89 185H85ZM92 186H94L95 187V185H92L91 184V187ZM154 186V185H153ZM65 187V186H64ZM188 187V186H187ZM186 187V188H187ZM204 187V186H203ZM82 188H83V186H82ZM93 188V187H92ZM103 188V187H102ZM91 189V188H90ZM97 189V188H96ZM150 189V188H149ZM181 189H183V188H181ZM201 189V188H200ZM204 189H205V187H204ZM68 190V189H67ZM111 190V189H110ZM187 190V189H186ZM189 190V189H188ZM206 190H207V188H206ZM216 190V189H215ZM53 191H54V189H53ZM69 191V190H68ZM96 191V190H95ZM147 191V190H146ZM176 191H177V189H176ZM178 191H179V189H178ZM202 189H201V193H202ZM55 192V191H54ZM100 192V191H99ZM185 193L184 194H186L187 195V191H184ZM205 192H207V191H205ZM47 193H49V192H46V194ZM83 193V192H82ZM87 193V192H86ZM98 193V192H97ZM175 193V192H174ZM179 193V192H178ZM193 193V192H192ZM192 193H189L188 192V194H190V196L189 195H184V194H181V193H179L180 195L178 196L179 197V200H180V202H181V204L187 209V207H188V205H189V203L190 204H194V203H192V198H193V194ZM50 194H48V195H50ZM70 194V193H69ZM68 195V194H67ZM79 195V194H78ZM149 195V194H148ZM201 195H203V194H201ZM177 196V195H176ZM192 196V198H189V197H191ZM95 197V196H94ZM76 198V197H75ZM87 198V197H86ZM175 198V197H174ZM88 199V198H87ZM172 199V198H171ZM171 199H168V200H170V201H172ZM194 199V198H193ZM82 200H84V199H82ZM135 200V199H134ZM176 200V199H175ZM178 200V201H179ZM194 202H196L195 200H193ZM198 201V200H197ZM83 202V201H82ZM147 202V201H146ZM80 203V202H79ZM78 203V204H79ZM198 202H196L195 204H197ZM194 204V205H195ZM202 204V203H201ZM200 204V205H201ZM77 205V204H76ZM83 205V204H82ZM81 205V207H82V209L84 208L83 206ZM177 205V204H176ZM78 206V205H77ZM79 206H80V204H79ZM183 206H181V207H183ZM189 206H191V205H189ZM203 206V205H202ZM177 207V206H176ZM198 207V206H197ZM203 207H205V206H203ZM85 208H86V206H85ZM189 208V207H188ZM207 208V207H206ZM215 208V207H214ZM80 209V208H79ZM147 209V208H146ZM155 209V208H154ZM191 209H192V207H191ZM191 209H188V210H191ZM203 209H205V208H203ZM167 210V209H166ZM178 210V209H177ZM176 210V211H177ZM185 209H183V211H184ZM188 210H187V212H188ZM195 209L193 208V211H194ZM197 210V209H196ZM155 211V210H154ZM192 211V212H193ZM206 211V210H205ZM143 212V211H142ZM167 212V211H166ZM169 212V211H168ZM186 211H184V213H185ZM186 212V213H187ZM191 212V211H190ZM190 212H188V214H191ZM204 212V211H203ZM144 213V212H143ZM170 213V212H169ZM181 213H183V212H181ZM207 213V212H206ZM150 214V213H149ZM187 214V215H188ZM165 215H168L167 213L165 214ZM185 215V214H184ZM186 215V216H187ZM204 215L205 214H203V216L202 217H204ZM152 216V215H151ZM172 216H174V215H172ZM191 216V215H190ZM193 216V215H192ZM141 217V216H140ZM166 216H164V218H165ZM183 217H185V216H183ZM181 218V219H187V218ZM197 217H198V215H197ZM196 217V218H197ZM200 217V216H199ZM146 218V217H145ZM193 218V217H192ZM140 220L142 219L143 220V218L141 217V218H139ZM138 219V220H139ZM173 219H174V217H173ZM178 219V218H177ZM191 218L189 217V220H190ZM198 219V218H197ZM210 219V218H209ZM138 220L136 221V222H138ZM139 220V222H138V224L137 225H139V228H138V230L136 231L137 232V238L134 240V244L133 245H129V246H119V248H118V250H117V252L115 253V255H109L108 253H107V251H105V250H102V251H98V252H95L94 254H91V255H89L88 257H87V263L86 264H102V262L103 263H105V262H107V261H109V260H111V259H114V260H119V259H123V258H126L124 261L126 262L127 260H128V264H171V261H173L172 260V258L170 259L169 258V256L167 257V254H166V256L165 257H167V258H165V263L163 262V263H160L157 259H155V257L157 258V256H158V254L160 253V252H162V251H164V252H168L169 250H171V249H169V247H171V246H169L168 247V245H166L165 244V242H164V246L162 247V248H160V247H157V245L155 246V241H154V246L153 247H151L153 244H152V240L151 239H153V238H151L150 239V237H149V234H150V231L152 230H149L148 228H147V226L149 225V223L146 225L145 223H143L144 222V220H143V222H141ZM156 220V219H155ZM166 220H169V219H167V217H166ZM165 220V221H166ZM202 220H203V218H202ZM184 221V220H183ZM182 221V222H183ZM188 221V220H187ZM207 221V220H206ZM170 222H171V220H170ZM175 222H176V220H175ZM180 222V221H179ZM185 222H186V220H185ZM189 223L191 222V221H188ZM195 222V221H194ZM193 222V223H194ZM208 223H209V221H207ZM204 223V222H203ZM203 223H202V225H203ZM206 223V222H205ZM204 223V224H205ZM151 224V223H150ZM164 224H165V222H164ZM170 224V223H169ZM187 224V223H186ZM186 224H182L183 225V227L184 226H186ZM196 224V223H195ZM209 224H211V223H209ZM209 224H207V226L209 225ZM152 225V224H151ZM167 225V224H166ZM179 225H181V224H179ZM182 225L180 226V227H182ZM188 225V224H187ZM206 225V224H205ZM204 225V227H206ZM150 226V225H149ZM155 226V225H154ZM189 226H191V225H188V227L187 228H189ZM170 227V226H169ZM172 227V226H171ZM182 227V228H183ZM195 227V226H194ZM193 227V228H194ZM199 227H203V226H199ZM151 228H153V227H151ZM155 228V227H154ZM164 228H166V226L164 227ZM182 228H179V229H181V231L183 232L182 233V235L184 234V229L182 230ZM185 228V227H184ZM186 228V229H187ZM191 228V227H190ZM189 228V230H191V231H189V232H192V229H190ZM197 228V227H196ZM210 228V225H209V227H208V229ZM212 228V227H211ZM170 229V228H169ZM176 229H177V225H176ZM179 229H178V231H179ZM185 229V230H186ZM195 229V228H194ZM201 229H203V228H200L199 230H201ZM206 229V228H205ZM205 229L203 230V231H205ZM148 230H149V233H148ZM174 230H175V228H174ZM197 230V229H196ZM195 230V231H196ZM210 230H212V229H209V231H205L206 232V234H204L203 232H201V233H203L204 235H206V236H202L203 238L204 237H206V239L208 238V236H209V234L210 233H208V232H210ZM177 231V232H178ZM188 231V230H187ZM194 231V230H193ZM198 231V230H197ZM152 232V231H151ZM170 232H172V230L170 231ZM174 232V231H173ZM199 232V231H198ZM165 233H167V231L165 232ZM176 232H174V234H175ZM188 233V232H187ZM187 233H186V235H187ZM200 233V232H199ZM198 233V234H199ZM212 233V232H211ZM153 233H151L150 235H152ZM172 234V233H171ZM173 234V235H174ZM177 234H179V232L177 233ZM181 234V233H180ZM189 234V233H188ZM191 234V233H190ZM190 234H189V236H190ZM192 234H194L193 232H192ZM191 234V235H192ZM202 234V235H203ZM167 235V234H166ZM169 235H170V233H169ZM168 235V236H169ZM173 235H171L172 236V238L174 237ZM201 235V234H200ZM199 235V236H200ZM213 235V234H212ZM178 236V235H177ZM181 236V235H180ZM179 236V237H180ZM184 236H185V234H184ZM183 236V237H184ZM214 236V235H213ZM152 237H153V235H152ZM170 237V236H169ZM169 237H168V239H169ZM182 237V236H181ZM190 237H192V236H190ZM201 237V238H202ZM210 237H212L211 235L209 236V239L208 240H211V238ZM171 238V237H170ZM175 238V237H174ZM173 238V239H174ZM186 238V237H185ZM188 238V237H187ZM186 238V239H187ZM194 239H195V237H193ZM193 238H191V239H193ZM199 238V237H198ZM200 238V239H201ZM202 238V239H203ZM167 239V240H168ZM175 239H178V238H175ZM179 239H181V238H179ZM154 240V239H153ZM160 240V239H159ZM161 240H162V238H161ZM165 240V239H164ZM166 240V241H167ZM170 240H172V239H170ZM170 240H169V242H170ZM188 240V239H187ZM207 240V242H209ZM20 241V240H19ZM149 241H150V244H152L151 246H150V248H148L149 247ZM172 241H175V240H172ZM171 241V242H172ZM191 241V240H190ZM194 241V240H193ZM197 241V240H196ZM206 241V240H205ZM212 241H214V238H213V240H211L210 242H212ZM168 242V243H169ZM177 243L178 242H180V241H176ZM183 242V241H182ZM182 242H180V248H181V250H179V249H177V250H179V251H181L180 253H181V256L182 255H187V254H190V252H191V254H192V258L190 257V258H188V259H195L194 261L196 262V260L197 259H199V258H197V256H201L202 254H199V253H201L203 250H207V254H208V249H207V247L205 246V248L206 249H204V247H202V245L201 244H199L198 243V245L196 244V248L199 250V245H201L200 246V249H202V250H199V252H198V254L197 255H195L196 254V251H197V249L195 250V248H194V244H192V242L190 243L189 241H185L184 240V242H183V245L181 244ZM160 243V242H159ZM175 243V242H174ZM177 243H176V245L175 246H177ZM201 243H204V241H202ZM57 243H55V245H56ZM65 244V243H64ZM172 244V243H171ZM205 244H210L211 245V243H206L205 242ZM204 244V245H205ZM57 245H59V244H57ZM161 245V244H160ZM174 244H172V246H173ZM203 245V246H204ZM62 246V245H61ZM148 246V247H147ZM174 246V247H175ZM178 246V247H179ZM198 246V247H197ZM208 246V245H207ZM55 247V246H54ZM174 247H172L173 249H174ZM202 247V248H201ZM210 247V246H209ZM5 248V247H4ZM177 248V247H176ZM176 248H175V250H176ZM210 249V248H209ZM212 250V249H211ZM217 250V249H216ZM172 251V250H171ZM179 251H177V253H179ZM201 251V252H200ZM74 252V251H73ZM72 252V253H73ZM158 252V254L155 256V253H157ZM175 252V251H174ZM189 252V253H188ZM70 254H71V252H69ZM68 253V254H69ZM171 253H173V252H171ZM202 253H205L204 251L202 252ZM162 254V253H161ZM160 254V255H161ZM175 254H176V252H175ZM174 254V255H175ZM0 255L3 257H1L2 259H3V261L5 260V262H6V264H42V262H41V260L35 255V254H33L27 247H25V246H23V245H20L19 247H14L13 245H7V247L5 248V251H4V253H0ZM72 255V254H71ZM73 255L74 256H77L78 258H79V256H78V254H77V252H75V254L73 253ZM72 255V256H73ZM159 255V256H160ZM168 255H170L171 256V254H170V252H169V254ZM173 255V256H174ZM58 256V255H57ZM70 256V255H69ZM100 256H102V257H106L105 258V260H98L99 259V257ZM120 256H123L122 258H120ZM162 256V255H161ZM172 256V257H173ZM180 255H179V263L180 264H190V263H186V261H184V257L185 256H182V258L180 259V257H181ZM188 256V255H187ZM189 256H191V255H189ZM203 256H205L206 257V255L204 254ZM65 257V256H64ZM67 257H68V255H67ZM66 257V258H67ZM76 257V258H77ZM176 257H177V259L175 258V260H178V256L176 255ZM204 257V258H205ZM0 258V259H1ZM65 258V259H66ZM159 258V257H158ZM197 258V259H196ZM1 259V260H2ZM70 259V258H69ZM97 259V260H96ZM202 259V258H201ZM207 259V258H206ZM73 261V260H72ZM75 261V260H74ZM101 261V262H100ZM203 261H205L206 262V260H203ZM217 261V260H216ZM174 262V261H173ZM188 262V261H187ZM190 262H192V261H190ZM195 262H193L194 264H198V263H200V261H198L197 263H195ZM178 262H177V264H179ZM202 263V262H201ZM207 263V262H206ZM205 263V264H206ZM73 264V263H72ZM78 264V263H77ZM125 264V263H124Z\"/></svg>",
    "mask_w": 264,
    "mask_h": 264
},
{
    "label": "flooded vegetation",
    "instance_id": "obj_3",
    "mask_svg": "<svg viewBox=\"0 0 264 264\" xmlns=\"http://www.w3.org/2000/svg\"><path fill=\"white\" fill-rule=\"evenodd\" d=\"M75 41L73 39H70L66 41L67 45H71ZM34 210L30 212L33 213ZM42 213L37 214L35 216V219L30 216V219L27 221L26 226L29 227L27 230V236H30V232L33 228L34 225H36L37 230L39 231V235H45L51 234V233H62L63 231L58 229V228H49L48 225L45 222V218L42 220ZM69 215V214H68ZM77 220L76 217L69 215ZM45 217V216H44ZM81 220H87V219H80ZM85 231H89V240H88V245H87V250H96L98 248H105V249H117L119 246H128L130 245L129 243H115V244H110V243H101L104 238L107 237L108 240L111 241H120L123 238L125 239L126 237L130 236V234L135 231V225L134 221L125 217H122L117 214L115 216H108L106 218H101L94 220V224L92 225L91 229H86ZM65 233V231H64ZM36 236V234L34 235ZM134 238V237H133ZM132 238V239H133ZM131 239V240H132ZM32 241L37 244L40 242L39 239L33 238L32 236ZM98 243L99 246H97Z\"/></svg>",
    "mask_w": 264,
    "mask_h": 264
},
{
    "label": "trees",
    "instance_id": "obj_4",
    "mask_svg": "<svg viewBox=\"0 0 264 264\" xmlns=\"http://www.w3.org/2000/svg\"><path fill=\"white\" fill-rule=\"evenodd\" d=\"M0 22L5 23L3 15H0ZM83 27H84V29H86L85 25ZM65 38H66V36L62 35V36H59L56 39L51 41V43L53 45H55L54 51H55L56 56H62L61 54H63V55H65L67 57V59H69L71 57V55H74L77 58L83 59L84 58L83 50H78L76 48V46H73L72 44L71 45H67L66 41H65ZM43 205H44L43 202H40L38 204L37 208L33 211V213H31V215H30L31 218L33 217L35 219V216L37 214H40V213L43 214V211L41 212V210H42L41 208H43ZM49 207H50V204L47 205V208H49ZM113 214H115V213H110L109 216H113ZM116 214H118V215H120L122 217L128 218L123 213H116ZM44 216H45L44 220H45V222H46V224L48 225L49 228L50 227L51 228H54V227L58 228V229L63 231L62 233H64V231H67V229H65L64 227L76 222L75 218H73V217H71L68 214H65L63 212H59L58 214H55L53 212L50 213L51 219H53V223L51 222L52 220L51 221H46L47 216H48L47 214H45ZM128 219H131V218H128ZM131 220H133V219H131ZM80 224H81V222H80ZM87 224H88V222H87ZM134 225H135V223H134ZM36 227H37L36 225L33 226L32 230L30 232V236H28V239L31 238V240H32V236H33V238L41 240L45 236L49 235L47 233L45 235H39V231L37 230ZM35 234H36V236H34ZM92 252H93V250L90 249V251L87 254L92 253Z\"/></svg>",
    "mask_w": 264,
    "mask_h": 264
},
{
    "label": "crops",
    "instance_id": "obj_5",
    "mask_svg": "<svg viewBox=\"0 0 264 264\" xmlns=\"http://www.w3.org/2000/svg\"><path fill=\"white\" fill-rule=\"evenodd\" d=\"M36 164V162H34ZM40 202H38L34 209L35 210L38 206ZM43 208H41V212L43 211L44 213L46 212L47 214L50 215L51 212L58 214L59 211H57L56 209H54L53 204L52 203H45L43 202ZM50 204V207L47 208V205ZM40 208V207H39ZM77 218V217H76ZM82 219H87V220H80V218H77L76 222L64 227L65 229H67V231H65V233H80V232H86V229H91L92 225L94 224V220L92 218H82ZM52 220V221H51ZM49 221H51L53 223V219H50ZM81 222V224H80ZM88 222V224H87ZM41 241V240H40ZM85 251H87V247L81 248L79 253L81 256H83V254L85 253Z\"/></svg>",
    "mask_w": 264,
    "mask_h": 264
},
{
    "label": "water",
    "instance_id": "obj_6",
    "mask_svg": "<svg viewBox=\"0 0 264 264\" xmlns=\"http://www.w3.org/2000/svg\"><path fill=\"white\" fill-rule=\"evenodd\" d=\"M85 33V29L84 27L80 26L78 28H75L73 31H71L70 34H68L65 38V41H68L70 39H73L75 42L72 43L73 46H76L77 44V41L80 40V38L83 36V34ZM115 216H117V214L115 213L114 214ZM45 217L43 216L42 217V220L44 219ZM135 237V231H133L130 236L126 237L125 239L123 238L122 240H120L119 242L118 241H111V240H108L107 237L103 239V241L101 243H110V244H115V243H129L131 241V239ZM101 243H98L97 246H99V244Z\"/></svg>",
    "mask_w": 264,
    "mask_h": 264
},
{
    "label": "built area",
    "instance_id": "obj_7",
    "mask_svg": "<svg viewBox=\"0 0 264 264\" xmlns=\"http://www.w3.org/2000/svg\"><path fill=\"white\" fill-rule=\"evenodd\" d=\"M18 224H19V226H25L26 227L27 219L22 218V219L18 220Z\"/></svg>",
    "mask_w": 264,
    "mask_h": 264
}]
</instances>
